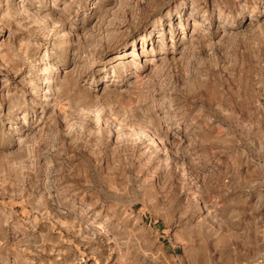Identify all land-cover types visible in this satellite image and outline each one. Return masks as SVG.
Returning <instances> with one entry per match:
<instances>
[{"label": "rangeland", "instance_id": "1", "mask_svg": "<svg viewBox=\"0 0 264 264\" xmlns=\"http://www.w3.org/2000/svg\"><path fill=\"white\" fill-rule=\"evenodd\" d=\"M264 0H0V264H254Z\"/></svg>", "mask_w": 264, "mask_h": 264}, {"label": "built area", "instance_id": "2", "mask_svg": "<svg viewBox=\"0 0 264 264\" xmlns=\"http://www.w3.org/2000/svg\"><path fill=\"white\" fill-rule=\"evenodd\" d=\"M254 264H264V254H263L262 258H260V260L257 261V262L254 263Z\"/></svg>", "mask_w": 264, "mask_h": 264}]
</instances>
